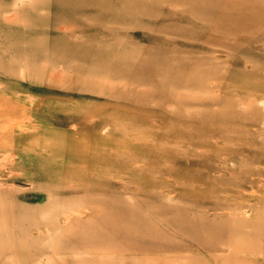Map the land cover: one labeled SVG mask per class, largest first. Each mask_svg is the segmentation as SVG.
<instances>
[{"label": "rangeland", "instance_id": "obj_1", "mask_svg": "<svg viewBox=\"0 0 264 264\" xmlns=\"http://www.w3.org/2000/svg\"><path fill=\"white\" fill-rule=\"evenodd\" d=\"M0 135V264H264V0H0Z\"/></svg>", "mask_w": 264, "mask_h": 264}, {"label": "bare ground", "instance_id": "obj_2", "mask_svg": "<svg viewBox=\"0 0 264 264\" xmlns=\"http://www.w3.org/2000/svg\"><path fill=\"white\" fill-rule=\"evenodd\" d=\"M2 19V18H1ZM17 19V18H16ZM24 19V18H23ZM25 20V19H24ZM23 20V21H24ZM16 23H18L19 22V24L21 23L20 22V20H18V22L17 21H15ZM24 24H26L27 22H23ZM28 23H30V22H28ZM33 23V22H32ZM17 27H18V24H17ZM36 27V26H35ZM64 27V26H63ZM20 28H22V26L20 27ZM27 28V27H26ZM31 28H33V26L31 27ZM23 29H24V27H23ZM29 29V28H28ZM19 30H22V29H19ZM31 30H33V29H31ZM34 31V30H33ZM31 33V32H30ZM11 34H13V33H11ZM11 34H9V35H11ZM13 35H15V33L13 34ZM5 36H6V34H5ZM3 37H4V35H3ZM5 38V37H4ZM14 38V37H13ZM7 39V38H6ZM45 46V45H44ZM33 50V49H32ZM58 52V51H57ZM8 106V105H7ZM27 107V106H26ZM19 116V115H18ZM20 117V116H19ZM7 119V118H6ZM10 120V119H9ZM14 120V119H13ZM17 121V120H16ZM3 124H5V123H3ZM19 128V127H18ZM22 129V128H21ZM19 131H20V129H19ZM18 131V132H19ZM2 133V132H1ZM1 136V135H0ZM157 137V136H156ZM8 141H9V139H8ZM33 146V145H32ZM90 146V145H89ZM74 148V147H73ZM76 148V147H75ZM2 150V149H1ZM36 151V150H35ZM87 151V150H86ZM8 153V152H7ZM4 154V153H3ZM9 154V153H8ZM56 157V156H55ZM10 162V161H9ZM22 168V167H21ZM97 171V170H96ZM52 184V183H51ZM72 184V183H71ZM44 185V184H43ZM256 190V189H255ZM260 193V192H259ZM259 196V195H258ZM63 201V200H62ZM63 203V202H62ZM261 208V207H260ZM71 211H73V210H71ZM68 213V212H67ZM260 218V217H259ZM81 250V249H80ZM97 256V255H96ZM93 259V258H92ZM17 262V261H16ZM110 263V262H109Z\"/></svg>", "mask_w": 264, "mask_h": 264}]
</instances>
